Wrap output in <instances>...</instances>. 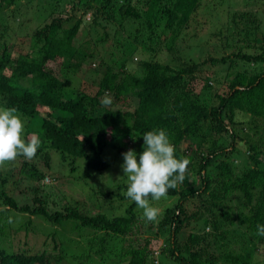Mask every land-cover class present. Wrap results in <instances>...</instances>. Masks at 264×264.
<instances>
[{"label":"trees","instance_id":"1","mask_svg":"<svg viewBox=\"0 0 264 264\" xmlns=\"http://www.w3.org/2000/svg\"><path fill=\"white\" fill-rule=\"evenodd\" d=\"M64 1L71 0H0V104L22 114L26 139L35 127L41 141L33 159L0 166L3 182L17 186L18 172L27 178L38 204L20 207L1 190L0 224L17 211L51 227L41 229L43 250L0 247V264H261L264 0ZM98 26L107 30L99 34ZM81 29L97 37L79 47ZM109 30L118 45L97 56ZM26 36L14 57L13 41ZM80 72L99 78L94 94L75 85ZM94 105L102 106L99 113ZM153 129L166 130L176 155L190 160L184 182L160 200L168 202L157 222L147 225L126 185L91 186L89 206L48 208L42 183L49 174L38 165L51 168V153L72 166L85 160L91 176L110 168L108 149L142 152V135ZM66 225L71 232L61 234ZM205 227L211 232L202 233ZM160 239L165 244L154 254Z\"/></svg>","mask_w":264,"mask_h":264},{"label":"rangeland","instance_id":"2","mask_svg":"<svg viewBox=\"0 0 264 264\" xmlns=\"http://www.w3.org/2000/svg\"><path fill=\"white\" fill-rule=\"evenodd\" d=\"M64 2H67V3H64L67 7V5L72 2V0L64 1ZM83 11H85L83 5H79V11H78L79 16H82L84 14ZM85 19L87 23L90 24V22H92L93 20L92 13L87 12L85 14ZM49 20L47 22H44L42 25H45L46 23H48ZM104 23L107 24L106 22ZM111 28L112 27H109V29ZM94 29H96L99 34H101V32L104 33L107 30L105 28H102V26H98ZM84 31L85 30L81 29L75 41V44L79 47H81L85 39L92 40V39H95V37H97L96 36L97 32L95 30L94 32L91 31L90 35L86 37H84ZM111 32L112 31H110V33ZM114 35L115 33L112 32L111 33L112 37L109 38L107 42L102 43V45H100L101 47L98 48L99 52H97V56L105 52L107 47L110 50L116 49V46L118 45L117 40L119 38ZM23 40L27 42L28 37L26 36V37L18 38L12 43L16 45V47H18L14 49V53L12 52V55L16 58H18V52H20L19 48L22 46ZM11 46L12 45H10V47ZM92 49H96V48L93 47L92 45ZM98 50L96 49V51ZM87 66L94 68V66L96 65L86 63V67ZM129 70L131 69L129 68ZM68 71H69L68 68L67 69L64 68L62 71L60 70L61 76L63 77L65 74L68 73ZM77 76L79 78H75L74 83L77 87H79V89L87 93H91V94H94L96 92L97 88L95 87V85H93V81H97L99 79V78H96L94 80L96 75L90 74V73L85 74L83 72H80ZM94 108H98L96 111L97 113H99L101 111V109L99 108H102V106L94 105ZM42 111H45V110H42ZM106 127L108 130V133H110L111 128H109L108 126ZM33 134H35V136L38 137L35 127L30 128V131L28 133V138L31 139L33 137ZM133 148H136V147L128 146L122 153H120L121 156L116 151L108 149L103 159L110 163L111 165L110 168L102 173L92 171L91 176L89 175V169L86 166L85 160H80L77 166H72L69 163L70 160L64 161L60 153H57V152L51 153L52 160H53L51 162V168H46L43 163H40L38 165V167L41 170H43L44 173L49 174L47 175L49 178H46L42 183L47 187V189H45L44 191L48 193L46 197V200H48L50 203V206H48V208L50 210L62 209L63 204H69L70 202H75V201H80L84 205L89 206L90 202H88L89 200L88 195H89L90 190H93L92 192H94L96 188L101 187V186L105 188L106 186H117V185L127 186V179L126 177H124V172L121 167L123 163L122 154L128 151L129 149L133 150ZM137 154H138L137 156V159H138L139 153ZM75 167L76 169L72 170ZM19 177H20V180L17 186H13L12 181L10 182L6 180L3 182V180L0 179V191L5 189L9 191L11 194H13V196L18 200L20 207L23 206L24 204H29L30 206H37L38 204L33 201L35 194L31 192L30 188H28L31 182L27 180V178H25L24 176L20 175L18 172L16 174V178H19ZM89 183H90V187L88 188L87 184ZM97 184H100V185H97ZM33 186H36V185H33ZM91 186L95 189H92ZM41 187L43 186H38L36 191L38 190V188H41ZM42 194L43 192L41 191L38 193V195H42ZM60 199L63 201H61ZM53 201H55L54 204H52ZM161 202L162 201H153L152 203L154 206L159 207L162 211L163 205L166 204L168 201L165 200L163 204ZM1 208H5V206L0 207V209ZM5 216H7L6 220H3L4 223H2V225L0 224V247L4 248L7 251H11V252L15 250L18 251L20 250V248H26V249L30 248L29 246H33L34 244L35 245L39 244L38 247L36 248V252L41 251L45 248L44 246L42 247V245L45 240L47 231L43 232L42 230L48 228L50 225L49 223L44 221L42 218H36V217L30 216L27 213H20L17 211L12 212L10 214H5ZM149 224L150 222L147 225ZM1 226H2V229H4L5 233H7L6 236L2 235ZM12 227L13 229H11ZM68 228L69 227L66 225L64 226V229L60 228L59 232L61 234L65 233V230L66 232H71L70 230H67ZM204 231L206 233H210L211 229L209 227H205V229L202 230L201 232L205 233ZM27 232H29L30 235H28ZM143 236L146 237L147 234H143ZM153 244L155 245L154 254H157V252L160 251L159 246L164 245L165 240L160 239V241H155ZM259 249L260 251H259L258 258H259L260 263L264 264V246L260 247ZM110 258L113 259V256H110ZM116 260L117 258L115 259V261Z\"/></svg>","mask_w":264,"mask_h":264},{"label":"clouds","instance_id":"3","mask_svg":"<svg viewBox=\"0 0 264 264\" xmlns=\"http://www.w3.org/2000/svg\"><path fill=\"white\" fill-rule=\"evenodd\" d=\"M102 105H110L111 97H104ZM26 120L14 107L0 104V166L14 161L18 156L33 159L41 147L40 139L33 134L25 138ZM143 151L129 149L123 153L121 165L127 179L126 196L139 209L142 218L157 222L161 209L153 201L167 199L169 189H176L183 183L190 160L176 155L174 144L164 129H153L143 135ZM257 234L264 237V224L257 225Z\"/></svg>","mask_w":264,"mask_h":264}]
</instances>
